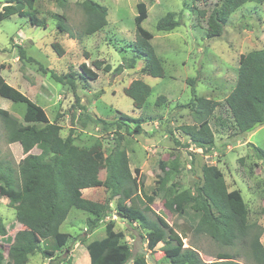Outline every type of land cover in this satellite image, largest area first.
<instances>
[{
    "label": "rangeland",
    "instance_id": "374dc122",
    "mask_svg": "<svg viewBox=\"0 0 264 264\" xmlns=\"http://www.w3.org/2000/svg\"><path fill=\"white\" fill-rule=\"evenodd\" d=\"M83 1L65 0V7H61L56 0H35L32 10L39 19L46 21L45 28L31 26L28 18L17 15L0 20V65H3L0 76L42 107L50 121L56 119L61 126V137L72 131L74 143L80 147L90 146L98 139L106 155L113 148L115 126L101 130L100 126L88 122L82 129L77 123L79 115L86 114L109 124L115 122L120 113L131 118H144L146 122L140 134L127 135L123 130L120 133L133 176L137 179L139 172L134 168H141L144 186L148 187L146 191L154 186L155 175L165 170L164 164L159 163L174 159L180 173L174 176L173 182L178 181L181 189L192 192L201 178V166L215 165L224 176L227 190L240 191L248 209L247 222L253 226L250 236L260 231L259 241L264 245V161L257 159L247 144L264 151V125L247 135H236L229 114L222 107L216 108L210 121L215 143L207 154L190 145L189 139L179 129L183 125L194 124L184 106L193 98L192 89L195 96L221 105L234 86L239 56L264 47V2L243 5L229 18L222 36L208 40L204 29L193 27L191 7L196 5L209 11L219 0H92L107 8V25L91 36L70 39L58 30L57 25L62 23L78 34L85 23L79 7ZM2 2L0 0V10ZM138 2L147 5V18L141 26L153 36L150 43L164 73L160 78L141 75V61L132 70L126 69L118 75L113 73L123 59L132 56L130 50L136 39L134 17ZM167 13H174L175 18L180 16L181 25L171 32H158L156 24ZM52 43L63 49L62 56L55 53ZM18 46L23 48L26 59H19ZM94 60L110 65L111 71L102 72L92 67L98 74L97 79L83 82L75 76L74 87L62 84L52 76L78 74L80 64L91 66ZM134 79L142 80L151 88L141 110L135 109L131 99L123 93ZM187 79L193 80L194 84H189ZM160 96L165 97L166 102L159 108L155 102ZM79 106H84V111ZM0 109L8 111L12 118L23 124V103L0 97ZM32 153L39 151L34 149ZM23 157L18 144L7 142L0 120V170L9 167L13 177L17 178V164ZM104 178L105 171L101 168L100 179ZM87 191L91 189L83 192L85 199L103 202L107 197L103 188L92 190L88 198ZM152 207L179 232L180 229L190 232V226L196 221L189 210L185 216L168 212L158 199ZM112 208L111 216L105 221L115 220L114 230L124 234L123 241L129 244L132 258L142 253L147 264H169L168 257L176 250L164 252L162 244H159L154 253L147 251L144 233L115 216L114 203ZM87 218L88 214L71 209L59 229L69 235L68 246L59 253H51L48 259L35 253L26 264H67L68 257L73 258V264H89L88 252L81 239L86 244L103 238L105 222L90 232L86 231ZM0 219L6 227L14 221V210L7 206L6 199H0ZM18 229L20 227L8 229V234H14ZM183 244L184 247L196 248L206 263L214 261L216 253L225 252L237 253V260L242 264H252L250 252L244 246V249L222 246L207 236L193 233L187 234ZM6 259L10 261L7 256Z\"/></svg>",
    "mask_w": 264,
    "mask_h": 264
},
{
    "label": "trees",
    "instance_id": "16d2710c",
    "mask_svg": "<svg viewBox=\"0 0 264 264\" xmlns=\"http://www.w3.org/2000/svg\"><path fill=\"white\" fill-rule=\"evenodd\" d=\"M65 7V0H56ZM198 1V0H193ZM264 0H219L209 11L191 7L194 28L204 29L208 40L222 36L229 18L246 3L261 4ZM35 0H3L0 20L12 15L28 18L31 26L46 27V21L39 19L33 12ZM193 4V3H192ZM85 23L83 29L75 34L62 23L57 25L70 39L91 36L107 25V8L92 0L79 4ZM27 10H32L28 12ZM147 5L136 4L134 17L136 39L131 45L132 56L123 59L113 73L118 75L124 70H132L141 61L139 73L150 77H163L161 61L156 57L150 41L153 36L142 28L147 18ZM63 16V15H62ZM55 18H60L55 15ZM181 25V17L167 13L156 24L158 32H171ZM52 48L60 57L63 49L52 43ZM19 59H26L20 46ZM87 56V55H86ZM31 60V58L29 59ZM110 72L111 66L101 60L91 61V66L80 64V73L52 75L62 84L74 87L75 76L81 81L96 80L98 74L92 69ZM3 69V65H0ZM189 84L193 80L187 79ZM125 96L131 99L132 106L141 110L151 93V88L140 79H134L123 89ZM187 105L193 125H183L179 129L189 139L190 145L207 154L213 149L215 138L210 121L216 108L222 107L228 113L235 134H249L264 125V47L241 54L238 59L237 77L232 90L220 105L216 101L195 96ZM0 97L14 103H23L25 112L23 124L12 118L8 111L0 109V120L6 131L9 144H18L24 156L17 164V178L11 168L0 170V199L7 200V206L14 210V221L6 227L0 219V264H26L29 257L40 253L45 259L51 253H59L69 244V235L60 232V226L67 219L71 209L88 214L86 231H93L105 222V236L99 240L81 244L89 256V264H147L144 254L132 258L129 244L123 241L124 234L115 231V220L105 221L111 216L114 203L115 216L144 233L147 251L154 253L161 243L164 252L171 254L169 264H242L238 254L218 252L215 260L203 262L197 249L184 247L187 234L207 236L215 243L228 247L243 246L249 250L252 264H264V245L259 241V233L250 236L253 228L247 222L248 209L239 190L228 191L222 172L215 165H202L201 178L195 183L194 191L181 189L174 176L180 168L172 159L164 164L165 170L155 175L154 186L145 192L144 176H133L128 154L122 145L123 130L127 135L140 134L145 119L131 118L122 113L113 123L89 115H79L77 123L84 129L88 122L106 130L115 126L113 148L106 155L100 140L90 146H77L72 131L61 137V126L55 119L50 121L45 110L33 103L18 89L8 84L0 76ZM166 98L160 96L155 105L161 107ZM84 111V106H79ZM83 114V113H81ZM73 120V118H72ZM130 124H133L131 127ZM132 128V129H131ZM255 157L264 161V151L247 143ZM187 147V145H185ZM37 149L39 153L31 151ZM101 168L105 178L99 179ZM137 173L139 170L135 168ZM89 188H103L106 199L103 202L85 199L81 191ZM170 213L185 216L189 211L196 217L190 226L191 231L176 230L173 224L153 209L156 200ZM189 210V211H188ZM8 234V229L15 230ZM180 235V236H179ZM244 249V248H243ZM6 256L10 261L6 259ZM67 264H72L69 257Z\"/></svg>",
    "mask_w": 264,
    "mask_h": 264
},
{
    "label": "crops",
    "instance_id": "0c3cea01",
    "mask_svg": "<svg viewBox=\"0 0 264 264\" xmlns=\"http://www.w3.org/2000/svg\"><path fill=\"white\" fill-rule=\"evenodd\" d=\"M155 124V123H154ZM152 125V124H151ZM32 152V151H31ZM129 157V156H128ZM135 168H137V167H135ZM134 168V169H135ZM138 170H139V175H141L142 174V170H141V168H137ZM132 170V169H131ZM143 176V175H142ZM99 179H100V174H99ZM102 180V179H101ZM145 187V186H144ZM89 189H91V191H87L88 192V195H87V198H88V196H89V193H91L92 192V190H94V189H96V188H89ZM146 189H148V187H145V192H146ZM85 190H88V189H84V190H82L81 191V193H82V196H83V192L85 191ZM89 199V198H88ZM89 200H92V199H89ZM92 201H94V200H92ZM84 236H85V234H84ZM159 244H161V243H159ZM158 244V245H159ZM163 246V245H162ZM157 247V246H156ZM155 250H156V248H155ZM69 258V257H68ZM71 259H72V264H73V258L71 257ZM129 264H131V262H129Z\"/></svg>",
    "mask_w": 264,
    "mask_h": 264
}]
</instances>
